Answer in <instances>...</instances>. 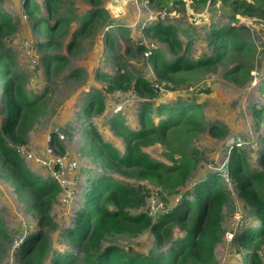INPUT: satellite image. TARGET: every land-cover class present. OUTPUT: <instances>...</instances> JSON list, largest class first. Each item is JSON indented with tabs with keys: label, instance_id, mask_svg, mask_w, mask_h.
<instances>
[{
	"label": "rangeland",
	"instance_id": "rangeland-1",
	"mask_svg": "<svg viewBox=\"0 0 264 264\" xmlns=\"http://www.w3.org/2000/svg\"><path fill=\"white\" fill-rule=\"evenodd\" d=\"M34 1L40 5V17L47 20L38 28L24 11L23 0L0 1V8L11 14L15 26V31L1 36L0 41L4 51L10 53L7 61H11L13 71L20 80L24 79L27 93L41 97L38 114L25 136L26 143L18 146L20 156L33 173L55 180L59 191L51 200L49 227L43 228L36 210L22 198L13 175L0 161V220L5 235L0 236V264H23L22 246L29 235L39 231L48 237L51 253L64 248L71 250L64 232L73 226L82 201L79 193L85 191L93 177L109 176L122 185L143 186L147 191L145 200L140 206L129 208V212L147 213L155 223L162 214L179 205L201 178L216 172L226 175L224 163L235 145L244 148L250 165L264 173L260 163L264 152V10L250 14L234 8L229 0H211L200 9L195 8L192 0H185V4H171V9L162 10L147 0H100L99 6L91 0H56L59 14L52 16L46 10L45 0ZM96 7L103 9V19L93 24L90 33L76 35L82 16ZM60 17L69 19L68 24L59 23ZM113 19L127 31L121 32L111 24ZM155 19L177 28L182 41L181 54L188 59L211 54L207 35L212 25L238 27L243 39L255 42V49L250 58L228 49L216 65L182 71L171 77L175 80L172 90L148 60L150 49H160L166 58H174L166 43L142 31L143 25ZM108 33L113 34L110 45L106 42ZM48 41L47 54L62 58L61 68L56 71L54 63L49 69L42 62L45 52L40 45ZM70 42H73L71 46ZM122 67L133 75L154 80L156 98L142 95L132 84L127 90L108 91L105 88L108 83L100 75H113ZM246 67L252 68L249 76L244 71ZM96 91L103 95L104 111L97 113L92 106L87 114L84 103ZM180 99L203 105L202 128L195 132L182 118L178 124L165 127L160 135L149 133L146 143L140 146L150 159L167 167L185 160L187 153L194 151L197 167L176 193L140 178L134 168L119 162L111 166L101 156L94 157L91 153V144L96 141L91 124L105 142L123 155L128 147L140 141L139 138L128 140L127 133L140 130L139 111L143 103L152 101L155 107ZM4 104L0 82L1 121L8 114L3 113ZM255 110L263 111L262 118L254 114ZM150 118L159 125L161 118L155 114ZM114 120L123 126H114ZM224 188L231 202L224 208V234L215 247V263L243 264L244 252L233 236L258 226L259 221L242 199L239 184L227 179ZM182 227L176 224L171 235L161 241L146 229L138 235L111 236L105 244L143 255L152 251L168 253L177 239L185 236ZM257 252L264 261V246ZM52 255L48 254L44 264H50Z\"/></svg>",
	"mask_w": 264,
	"mask_h": 264
},
{
	"label": "trees",
	"instance_id": "trees-1",
	"mask_svg": "<svg viewBox=\"0 0 264 264\" xmlns=\"http://www.w3.org/2000/svg\"><path fill=\"white\" fill-rule=\"evenodd\" d=\"M1 1V0H0ZM100 0H91L99 6ZM152 6L159 9H171L170 5L185 4V0H147ZM211 0H192L196 9L204 8ZM234 8H240L250 14L264 10V0H229ZM46 10L52 15H58L56 0L44 1ZM23 9L35 27H39L47 20L40 17V5L34 0H23ZM103 9L96 7L90 9L82 16V25L76 35H85L91 32L93 24L103 19ZM58 22L68 24L69 19L60 17ZM121 32H126L124 26L115 19L110 22ZM15 31L14 19L7 11L0 8V37L12 34ZM142 31L159 41L166 43L174 54L173 59L166 58L160 49H150L148 60L158 77L170 89H174L172 76L197 67L213 66L221 62L228 49L237 50L248 58L253 54L255 42L251 43L240 36L238 27L234 25H212L208 32V48L211 54L200 59H188L182 51V41L177 28L171 23L155 19L143 25ZM76 36V37H79ZM113 34L108 33L106 42L110 45ZM50 42L41 44L44 49L42 62L50 69L54 63V70L62 65V58L58 55L50 56L47 48ZM73 42H70L71 46ZM141 48H144L140 45ZM212 53L214 55H212ZM10 53L4 51L0 41V82L5 97L4 112H8L5 119L0 120V161L3 168L13 175L14 183L20 195L36 210L38 223L43 228L49 227L51 221V200L59 191L58 183L53 179H44L33 173L24 164L18 146L26 143L25 136L30 125L35 120L40 108L41 97L27 93L24 88V79L13 71ZM246 75H250L252 68H244ZM108 83V91L127 90L130 84L142 95L148 94L156 98L157 92L153 87L154 80L146 79L144 75H133L128 69L122 67L113 75H100ZM264 84V83H263ZM14 93V95H13ZM97 113L104 111L103 95L96 91L91 93L84 103V112H90L91 107ZM202 107L198 102L185 103L177 100L171 103H159L155 107L152 101L142 104L139 111L141 128L138 131H128V140L139 138L140 141L128 147L125 154L120 155L116 148L105 142L96 128L90 125V130L95 131V144H91V153L94 157L101 156L102 161L115 166L121 165L134 168L142 179L157 183L170 193H176L179 188L186 185L198 161L191 151L185 160L175 162L173 167L150 159L141 151V144L146 143L148 134H162L165 127L178 124L182 118L189 122L193 131L202 128L200 117ZM262 110H255L254 114L262 118ZM155 114L161 120L159 125L150 117ZM120 126L117 120L112 122ZM123 126V125H122ZM90 132V131H88ZM126 132V131H125ZM260 163L264 166V152L260 156ZM226 175L216 172L201 178L193 191L184 197L179 205L171 211L162 214L159 220L152 222L147 213L132 215L129 208L140 206L146 197L143 186L133 187L122 185L109 176L93 177L89 186L82 193L80 210L74 217L73 226L64 232L68 238L71 250H56L51 253L48 237L42 232L29 235L22 246L23 264H44L48 254H53L50 264H216L215 247L222 240L224 231L222 219L224 208L231 202L230 194L226 191L227 179L239 184L240 194L244 202L251 208L253 216L259 221L258 226L248 227L239 235H234V240L244 252L243 264H264L262 257L257 252L264 246V173L259 168H253L247 161L244 148L237 145L231 151L224 163ZM191 196V198H189ZM176 224L182 225L185 236L177 239L168 253H154L148 255L127 252L118 246L105 244V241L114 235H138L142 230L149 229L158 241L164 236L171 235V229ZM0 236L3 233L0 220Z\"/></svg>",
	"mask_w": 264,
	"mask_h": 264
},
{
	"label": "built area",
	"instance_id": "built-area-1",
	"mask_svg": "<svg viewBox=\"0 0 264 264\" xmlns=\"http://www.w3.org/2000/svg\"><path fill=\"white\" fill-rule=\"evenodd\" d=\"M56 178L58 179V177L56 176Z\"/></svg>",
	"mask_w": 264,
	"mask_h": 264
}]
</instances>
